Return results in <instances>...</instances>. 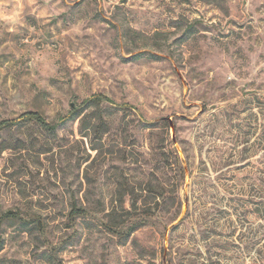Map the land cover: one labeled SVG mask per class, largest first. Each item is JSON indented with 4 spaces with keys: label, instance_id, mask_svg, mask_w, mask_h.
<instances>
[{
    "label": "rangeland",
    "instance_id": "obj_1",
    "mask_svg": "<svg viewBox=\"0 0 264 264\" xmlns=\"http://www.w3.org/2000/svg\"><path fill=\"white\" fill-rule=\"evenodd\" d=\"M73 110L0 133V264H264V0H0V122Z\"/></svg>",
    "mask_w": 264,
    "mask_h": 264
},
{
    "label": "trees",
    "instance_id": "obj_2",
    "mask_svg": "<svg viewBox=\"0 0 264 264\" xmlns=\"http://www.w3.org/2000/svg\"><path fill=\"white\" fill-rule=\"evenodd\" d=\"M109 102V103H113L112 100H110L109 98H106L104 96L101 95H96L93 96L87 100H85V104H89V105H99L102 102ZM80 117V113L77 112L76 110L71 111L67 116L62 117L58 123L56 124H50L46 121V119L43 117V115H41L38 112H26L23 113L22 115H20L18 118L16 119H12V120H3L0 122V133L5 131V130H10L16 126H20V125H25L27 123H35L37 124L40 128H42L44 131L50 133V134H55L57 129L66 124L69 121H74L79 119ZM72 213L75 215L76 217H82L85 215L86 211L82 208H78L76 206H73L72 208ZM6 218H16L17 216L13 213H7L5 215ZM142 224H133L129 227L128 232L126 233V236H130L131 234H133L138 228L141 227ZM111 231H113L112 227H108ZM3 249V245L0 242V252Z\"/></svg>",
    "mask_w": 264,
    "mask_h": 264
}]
</instances>
